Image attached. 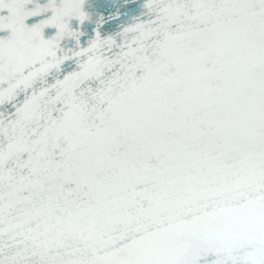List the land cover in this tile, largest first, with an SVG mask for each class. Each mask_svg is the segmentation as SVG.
<instances>
[{
    "label": "snow or ice",
    "instance_id": "6c2138e0",
    "mask_svg": "<svg viewBox=\"0 0 264 264\" xmlns=\"http://www.w3.org/2000/svg\"><path fill=\"white\" fill-rule=\"evenodd\" d=\"M0 264H264V0H0Z\"/></svg>",
    "mask_w": 264,
    "mask_h": 264
}]
</instances>
